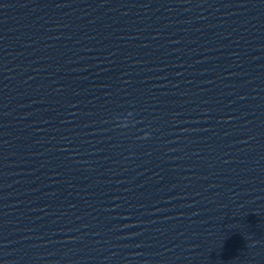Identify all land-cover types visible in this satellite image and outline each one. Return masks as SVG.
Instances as JSON below:
<instances>
[{
  "label": "clouds",
  "instance_id": "1",
  "mask_svg": "<svg viewBox=\"0 0 264 264\" xmlns=\"http://www.w3.org/2000/svg\"><path fill=\"white\" fill-rule=\"evenodd\" d=\"M133 116L132 112H128L126 116L124 117H115V120L118 121L117 126L120 128H128L129 125L131 124V117ZM147 133L144 134V136L140 137L141 139H146L147 138Z\"/></svg>",
  "mask_w": 264,
  "mask_h": 264
}]
</instances>
